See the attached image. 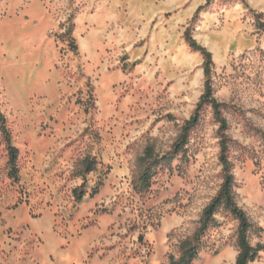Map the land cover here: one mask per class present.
I'll use <instances>...</instances> for the list:
<instances>
[{
    "label": "rangeland",
    "instance_id": "obj_1",
    "mask_svg": "<svg viewBox=\"0 0 264 264\" xmlns=\"http://www.w3.org/2000/svg\"><path fill=\"white\" fill-rule=\"evenodd\" d=\"M187 30L212 53L234 195L264 264V0H0V264L180 257L224 181L210 105L184 135L207 79ZM215 218L193 264H236L238 221Z\"/></svg>",
    "mask_w": 264,
    "mask_h": 264
},
{
    "label": "trees",
    "instance_id": "obj_2",
    "mask_svg": "<svg viewBox=\"0 0 264 264\" xmlns=\"http://www.w3.org/2000/svg\"><path fill=\"white\" fill-rule=\"evenodd\" d=\"M186 38L189 42L191 48L196 51H199L203 54L205 61V75L207 77L205 82V89L200 98V101L197 105L194 115L187 121L184 126L186 135L199 121L200 110L203 109L204 105H210L213 108L215 118L220 123V131L222 133L220 145V161L223 165L224 171V181L221 185L216 196L210 201V203L205 207L203 215L201 218V225L195 232L192 237L185 239L180 245V257L175 259L171 258L170 264H193V262L198 258L201 246L202 238L205 235V232L209 226L215 221L216 214L219 213L222 209L230 213L238 221V230H237V244L239 248V253L237 256L236 264H254V261L258 255V252L261 250L259 247L252 245L250 242V232L255 227L254 223L249 218L247 212L241 208L236 202L234 195V176L231 172V162L229 159V144L228 138L223 133L228 128V122L223 116V107L224 104L219 102L214 96V88L211 82L210 74L213 64L212 53L203 45L199 44L197 40L192 36L189 30L186 32ZM5 119V118H3ZM5 134L7 135V141L9 144V153H10V174L13 177L17 176L18 172V155L19 151L14 145H12L9 132L4 129ZM152 158L151 154L148 156ZM162 159V158H161ZM157 158V161L154 164H148L144 171L139 176L140 184L143 187H147L152 175L155 172V168L160 165L161 161L167 162L168 160Z\"/></svg>",
    "mask_w": 264,
    "mask_h": 264
}]
</instances>
